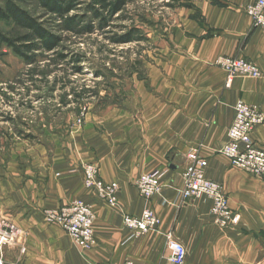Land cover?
I'll list each match as a JSON object with an SVG mask.
<instances>
[{
    "label": "crops",
    "instance_id": "crops-1",
    "mask_svg": "<svg viewBox=\"0 0 264 264\" xmlns=\"http://www.w3.org/2000/svg\"><path fill=\"white\" fill-rule=\"evenodd\" d=\"M253 0H191L179 9L170 45L133 81L120 104L85 116L65 148L45 156L42 147L25 149L0 177V264H170L167 238L186 251L184 264H264V181L231 167L219 154L242 101L264 112V30L253 28L245 7ZM240 56L261 72L237 76L225 88L222 57ZM101 109V108H100ZM264 149V126L251 136ZM206 159L205 177L220 184L239 220L220 229L209 202L188 200L179 192L186 154ZM82 164H94L99 177L119 187L118 206L110 207L82 186ZM158 172L161 194L141 197L136 182ZM76 199L94 214L93 245L80 250L43 211ZM154 212L160 224L135 237L123 216ZM24 252H21V250Z\"/></svg>",
    "mask_w": 264,
    "mask_h": 264
},
{
    "label": "rangeland",
    "instance_id": "rangeland-1",
    "mask_svg": "<svg viewBox=\"0 0 264 264\" xmlns=\"http://www.w3.org/2000/svg\"><path fill=\"white\" fill-rule=\"evenodd\" d=\"M6 1L13 2L48 31L60 35L63 49L57 51L64 54L65 59L52 52L38 51L35 52L38 62L28 66L0 44V177H3L6 163H15L25 149L42 147L44 155L50 156L55 149L65 148L70 133L82 127L86 115H96L109 105L120 104L133 81L145 80L149 65L158 59L165 46L170 45V33L176 26L179 9L191 7V0H137L128 4L118 14V19L109 23L110 27L91 35L74 37L59 32L56 24L61 21L47 15L35 0H0V7ZM92 4V0H78L69 17L91 21L88 7ZM0 32L12 39L25 34L12 22L1 20ZM127 33L136 42L114 43L111 40ZM78 56H82L80 74L73 71L69 61ZM84 165L87 164L81 165V171ZM82 186L87 193L107 204L93 191L84 188L83 177ZM118 198L119 195L117 202ZM76 202L91 209L82 199L68 205ZM66 206L44 210L45 223L63 231L47 220V214ZM5 225H0L3 234L5 229L10 230ZM3 236L0 237V246Z\"/></svg>",
    "mask_w": 264,
    "mask_h": 264
},
{
    "label": "built area",
    "instance_id": "built-area-1",
    "mask_svg": "<svg viewBox=\"0 0 264 264\" xmlns=\"http://www.w3.org/2000/svg\"><path fill=\"white\" fill-rule=\"evenodd\" d=\"M245 13L250 18L253 28L264 30V0H253L245 7ZM217 64L225 73V88H229L233 78L237 76L249 78L262 76L257 67L240 56L222 57ZM233 112L226 141L219 154L229 161L231 167L264 181V149L257 147L251 139L253 131L264 126V112L242 101L234 104ZM185 158L178 206H182L188 200L205 199L210 204L209 215L216 227L226 229L236 225L239 216L229 207L223 187L205 177L206 159L195 149L188 151ZM82 177L85 189L93 191L99 199L110 206H117L119 189L115 182H104L99 177L97 168L91 164L83 166ZM135 187L144 199L158 197L161 194L160 175L156 171L144 175L136 182ZM47 220L60 226L80 250H87L93 245V214L83 203L76 202L58 211H52L47 214ZM159 224L158 216L149 209H144L139 216L126 214L123 216L124 227L135 237L155 230ZM166 250L170 264L185 263L186 251L180 242L168 237Z\"/></svg>",
    "mask_w": 264,
    "mask_h": 264
},
{
    "label": "trees",
    "instance_id": "trees-1",
    "mask_svg": "<svg viewBox=\"0 0 264 264\" xmlns=\"http://www.w3.org/2000/svg\"><path fill=\"white\" fill-rule=\"evenodd\" d=\"M39 7L45 11L47 15L56 17L60 24H56L57 29L61 33L79 37L82 35H91L96 31H102L111 25L113 20L118 19V14L124 8L137 0H92L93 4L88 7V13L91 15V21H84L82 18L70 16L69 13L76 9L78 0H35ZM174 1V0H173ZM0 20L12 22L14 26L25 31V34L18 38H9L0 32V44L4 45L19 57L28 66H34L38 62V56L35 52L43 53L52 52L61 59H65L64 54H58V49L62 50L61 43L63 38L56 35L39 23L35 18L31 17L27 12L18 8L13 2L6 1L0 7ZM130 34H124L117 38L111 39L114 43H131L133 40ZM41 56H39L40 58ZM72 57V56H71ZM82 56L70 59L73 65V71L77 74L81 73L79 63ZM79 96H75V98Z\"/></svg>",
    "mask_w": 264,
    "mask_h": 264
}]
</instances>
